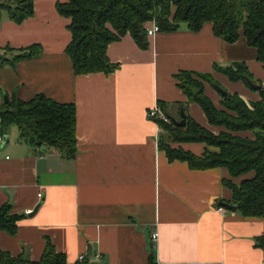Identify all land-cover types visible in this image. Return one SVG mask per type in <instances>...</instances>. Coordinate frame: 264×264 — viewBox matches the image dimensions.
I'll return each instance as SVG.
<instances>
[{"label":"crops","instance_id":"obj_1","mask_svg":"<svg viewBox=\"0 0 264 264\" xmlns=\"http://www.w3.org/2000/svg\"><path fill=\"white\" fill-rule=\"evenodd\" d=\"M56 2L66 0H34L32 16L19 24L2 12L0 50L40 44L42 51L13 63L0 61V95L24 101L42 93L74 103L77 151L67 160L46 146L36 150L22 143L15 125L0 129L6 137L0 149V205L21 215L13 236L0 231V248L38 261L49 240L70 264L80 255L87 264H147L150 233L156 232L157 264H264V249L256 242L264 240V218L243 217L237 209L217 211L220 202L230 204L231 191L221 182L230 179L227 170H194L168 161L157 145L163 132L146 116L157 106L178 121L183 104L185 115L217 135L225 129L210 125L200 107L187 102L174 74L211 73L225 92L246 104L256 102V91L212 69L243 62L264 85L255 50L242 37L228 44L214 36L208 22L198 32L180 24L175 31L146 36V49L127 33L106 49L117 65L112 73L75 75L64 53L70 19L57 14ZM8 52L1 54L8 59ZM204 93L220 108L212 85L205 84ZM172 147L196 156L214 150L195 142Z\"/></svg>","mask_w":264,"mask_h":264},{"label":"trees","instance_id":"obj_2","mask_svg":"<svg viewBox=\"0 0 264 264\" xmlns=\"http://www.w3.org/2000/svg\"><path fill=\"white\" fill-rule=\"evenodd\" d=\"M33 4L34 0H0V20L4 12L10 20L19 24L32 16ZM55 10L60 16L70 19L67 28L71 38L64 53L70 58L75 75L112 73L117 65L109 61L106 49L112 41L127 33L138 48L146 49L149 43L144 26L151 20L162 32L175 31L180 24L198 32L208 22L212 25L213 35L228 44L236 42L239 37L245 39L264 67V0H66L64 3L56 2ZM5 51L12 53L3 62L13 63L38 56L42 46L35 44L18 50L8 47ZM212 69L228 81H240L256 91L250 86L254 78L245 63L216 64ZM174 79L187 102L196 103L210 125L225 130L215 135L189 115H186L182 127L172 121L165 124L156 120L154 122L163 132L157 139L158 148L164 151L168 161L180 160L189 169L224 167L230 179H222L221 182L231 191L230 204L236 205L243 217L264 218V85L257 91L259 101L246 104L236 93H227L226 96L220 95V108H216L204 93L205 84H215L211 73L181 70L174 74ZM159 105L162 108V104ZM179 109L185 115L183 104H179ZM75 111L74 103L53 101L42 93L24 101L16 97L4 101L3 95H0V129L15 125L22 143L36 150L44 145L70 160L77 151ZM242 132H250L252 137L247 139L235 134ZM189 142L206 144L214 150L208 148L202 155L196 156L180 147H172ZM249 172L253 173L249 179L239 183L232 181ZM20 218L21 215L12 212L9 204L0 205V231L13 236ZM256 242L264 249L262 238ZM149 249L147 264H157L152 244ZM87 262L85 258L72 264ZM0 264L70 263H67L65 254L56 252L47 240L38 261L24 255L12 256L0 248Z\"/></svg>","mask_w":264,"mask_h":264},{"label":"built area","instance_id":"obj_3","mask_svg":"<svg viewBox=\"0 0 264 264\" xmlns=\"http://www.w3.org/2000/svg\"><path fill=\"white\" fill-rule=\"evenodd\" d=\"M144 27H145V30H146V36L147 37H153V36H155L156 32L159 31V27L155 23H153V22L149 23V25L144 26ZM146 116L149 119L153 120V121H156V120L157 121L158 120H164L167 123H170L171 122L170 119H169V117L167 115H165L164 112L159 107H157V106L154 107L153 109L147 111ZM4 137H5V135H3L0 132V149L2 148V146L4 144ZM6 159H8V157H6ZM37 196H38V199H40L42 197V194L41 193H38ZM224 209L225 208L223 206H221V205L217 207V211L219 213H221L222 211H224ZM150 234H151L150 235V239L152 241V246L154 247V245H155V243L157 241V238H158V234L156 232H152ZM85 258H86V256L80 255L78 257V260L81 261V260H84Z\"/></svg>","mask_w":264,"mask_h":264},{"label":"water","instance_id":"obj_4","mask_svg":"<svg viewBox=\"0 0 264 264\" xmlns=\"http://www.w3.org/2000/svg\"><path fill=\"white\" fill-rule=\"evenodd\" d=\"M0 60L4 61V60H6V58L2 54H0ZM250 86L256 91H259L262 87V85H258V84H254V83H250ZM212 87L220 95L226 96L227 92H225L219 85L213 84ZM3 99H4V101H7V95L3 94ZM179 115H180L179 121H177L175 119H173V120L171 119L170 121H172V123H174L175 125L182 127L185 125L186 115H184L182 110L179 111ZM5 142H6V137H4V143ZM40 148H41V150L47 149L44 145H42ZM220 205L223 206L225 209L232 211V212H234L236 210V205H232V204L230 205V204H225V203L220 204ZM36 210H37V208L35 207V209L32 211V213L35 212Z\"/></svg>","mask_w":264,"mask_h":264},{"label":"rangeland","instance_id":"obj_5","mask_svg":"<svg viewBox=\"0 0 264 264\" xmlns=\"http://www.w3.org/2000/svg\"><path fill=\"white\" fill-rule=\"evenodd\" d=\"M151 22H153L154 23V21L153 20H151V21H149V23H151ZM149 23H147V25H149ZM182 25H184V24H182ZM1 53H5L6 55H8L9 54V52H6V51H4V50H0V54ZM1 61V60H0ZM253 78H254V76H253ZM216 82V81H215ZM258 81L256 80V78H254V84H258L257 83ZM259 83H261V82H259ZM263 86V85H262ZM246 87H248V86H246ZM249 88V87H248ZM250 89V88H249ZM257 92V91H256ZM160 121H162L163 123H165V124H168L167 122H165L164 120H160ZM13 126V125H12ZM8 131H9V129H8Z\"/></svg>","mask_w":264,"mask_h":264}]
</instances>
